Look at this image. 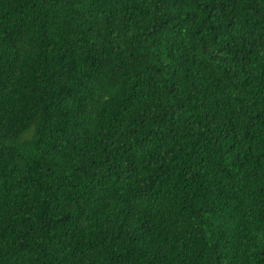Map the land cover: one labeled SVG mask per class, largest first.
<instances>
[{
	"label": "trees",
	"instance_id": "trees-1",
	"mask_svg": "<svg viewBox=\"0 0 264 264\" xmlns=\"http://www.w3.org/2000/svg\"><path fill=\"white\" fill-rule=\"evenodd\" d=\"M0 264H264V0H0Z\"/></svg>",
	"mask_w": 264,
	"mask_h": 264
}]
</instances>
